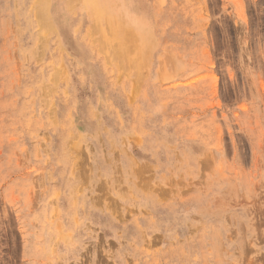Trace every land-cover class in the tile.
<instances>
[{
  "label": "rangeland",
  "instance_id": "obj_1",
  "mask_svg": "<svg viewBox=\"0 0 264 264\" xmlns=\"http://www.w3.org/2000/svg\"><path fill=\"white\" fill-rule=\"evenodd\" d=\"M0 264H264V0H0Z\"/></svg>",
  "mask_w": 264,
  "mask_h": 264
},
{
  "label": "bare ground",
  "instance_id": "obj_2",
  "mask_svg": "<svg viewBox=\"0 0 264 264\" xmlns=\"http://www.w3.org/2000/svg\"><path fill=\"white\" fill-rule=\"evenodd\" d=\"M73 0H70V2H72ZM74 1H76V0H74ZM85 1V0H84ZM101 1V0H100ZM114 1V0H113ZM112 2V1H111ZM46 3V2H45ZM89 3V2H88ZM113 3V2H112ZM117 3H118V1H117ZM71 5L73 4V3H70ZM79 4V3H78ZM84 4H85V2H84ZM42 5V4H41ZM103 5H104V3H103ZM113 5V4H112ZM111 5V6H112ZM115 5V4H114ZM46 6V5H45ZM75 6V5H74ZM85 6V5H84ZM78 7H79V5H78ZM81 7H82V5H81ZM80 7V8H81ZM113 7V6H112ZM111 7V8H112ZM118 7V6H117ZM114 8V7H113ZM119 8V7H118ZM91 10H92V12H93V14H94V16H95V18H96V20L98 21L97 23H96V29H97V31L98 32H100L101 31V22H100V15H99V11L97 10V8L95 7V6H93L92 8H91ZM111 10H113V9H111ZM114 12H115V10H114ZM118 12V11H117ZM119 12H120V10H119ZM89 14V13H88ZM116 14V13H115ZM132 14V13H131ZM118 16V15H117ZM134 16H136V15H134ZM112 17V16H111ZM120 18V17H119ZM124 19H120L119 21L117 20L116 21V18H115V20H112L111 21V23L109 24V26L107 27V29H108V32H109V34H113L112 36H114V37H116V31H117V34H118V38H119V52L121 53V54H123L124 53V55L125 54H127L128 56L130 55V60H133V58L135 57V55L138 53L137 51H138V49H136L134 46V42L135 41H137V39H139L140 37H142V33L144 32H142V30H141V28H142V26H141V28H139L140 27V25L139 26H137V24L135 23V22H133L132 20H128V19H126L125 17H123ZM103 19V18H102ZM126 19V20H125ZM138 19V18H137ZM140 19V18H139ZM143 20V19H142ZM107 21V20H106ZM108 21H110V20H108ZM107 21V22H108ZM138 21V20H137ZM145 21V20H144ZM139 22V21H138ZM147 22V21H146ZM32 23V22H31ZM140 23V22H139ZM138 23V24H139ZM148 23V22H147ZM103 24V23H102ZM108 24V23H107ZM142 24V23H141ZM145 24V23H144ZM143 25V24H142ZM105 26H106V24H105ZM147 26V25H146ZM148 29V28H147ZM103 31H104V29H103ZM91 32V31H90ZM92 33V32H91ZM93 36V35H92ZM31 37H33V36H31ZM144 37V36H143ZM111 38V37H110ZM150 38V37H149ZM114 39V38H113ZM116 39L117 38H115L114 40L116 41ZM146 39H147V36H146ZM114 42V41H113ZM118 42V41H117ZM149 42V41H148ZM137 43V42H136ZM111 44H113V43H111ZM150 46V45H149ZM114 47H115V45H114ZM117 48V47H116ZM150 48V47H149ZM145 50H147V49H145ZM115 52H116V49H115ZM149 52V51H148ZM139 55V54H138ZM143 55V54H142ZM116 56H118L117 54H116ZM121 56V55H120ZM137 56V55H136ZM146 54H145V56H144V60H146ZM137 58V57H136ZM140 58V57H139ZM143 59V58H142ZM140 60V59H139ZM135 61V60H134ZM133 62V61H132ZM136 62V61H135ZM137 63H139V62H137ZM142 63H143V61H142ZM147 63V62H146ZM145 64V63H144ZM140 65V64H139ZM137 67H138V65H137ZM63 73V72H62Z\"/></svg>",
  "mask_w": 264,
  "mask_h": 264
}]
</instances>
